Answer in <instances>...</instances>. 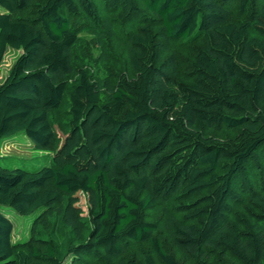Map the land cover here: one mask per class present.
Here are the masks:
<instances>
[{"label":"trees","instance_id":"16d2710c","mask_svg":"<svg viewBox=\"0 0 264 264\" xmlns=\"http://www.w3.org/2000/svg\"><path fill=\"white\" fill-rule=\"evenodd\" d=\"M33 1L0 0V65L19 53L0 85V145L22 134L53 155L0 167V264H178L145 218L177 197L189 202L167 228L194 264H264V0H44L21 18ZM118 36L126 71L91 75L84 59L107 63ZM6 209L36 214L25 246Z\"/></svg>","mask_w":264,"mask_h":264},{"label":"rangeland","instance_id":"374dc122","mask_svg":"<svg viewBox=\"0 0 264 264\" xmlns=\"http://www.w3.org/2000/svg\"><path fill=\"white\" fill-rule=\"evenodd\" d=\"M44 0H34L31 7L25 12L19 14L21 18H31L33 16L34 10L36 9L39 3H43ZM85 39L89 40L91 36H84ZM120 37L112 38L109 41L107 54L109 61L105 64L101 63L98 60V50H93L91 53V59L86 57L84 59L85 68L91 73L93 76H99L100 78H104L108 75V73L112 74V76H117L116 74H120L126 71L127 62L125 55V46L120 42ZM178 62L180 63L179 71L181 73H186L189 70V63L192 60V53L194 52V47L188 46L187 48H178ZM19 55L18 52H14L8 50L4 56L3 62L0 65V85L4 82L7 77L10 67L16 57ZM182 76V75H181ZM184 79V77H180ZM58 117V116H56ZM64 121L65 118L62 117ZM54 129L57 134L59 140H62L64 137V131L59 126L58 122L54 123ZM211 135L219 138H225L227 135H230L226 130L222 131H213ZM14 141L1 143L0 145V167H5L9 169H25L29 171L37 170L45 165H50V158L53 155V151H38L32 147V143L29 139H27L24 135L19 134L14 137ZM8 141L11 138L7 139ZM6 140V141H7ZM60 145V144H59ZM78 203L77 206L81 208L83 211V216L87 217V199L86 197L79 193L77 194ZM189 202V199L179 197L175 198L172 202H162L159 206H157L154 210H151L148 214H146V220L155 222L158 226V230L156 231V235L159 237L165 251L170 254L174 260L178 264H194V261L186 255L181 250L177 249L169 235V231L167 228V220L170 216L175 215L174 207ZM6 211L11 214L10 218L13 223V235L12 240L16 245L25 246L29 240L31 239L34 232V218L36 214L31 216L23 217L19 216L16 213L6 209ZM37 227V226H36ZM150 254V249L148 244L144 245H131L129 250L127 251V255L125 259H143L144 256ZM217 254H212L211 256V264H224L220 261ZM82 259L72 258L66 259L64 264H82L80 261ZM155 264H161L156 258H154ZM84 262H88L87 264H94L95 259L89 260L85 259ZM224 262V260H223ZM100 264V263H97Z\"/></svg>","mask_w":264,"mask_h":264}]
</instances>
